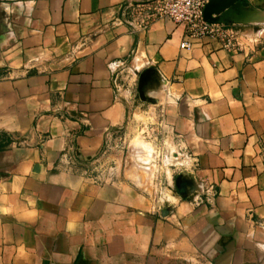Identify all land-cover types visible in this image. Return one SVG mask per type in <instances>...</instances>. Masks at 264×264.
Returning a JSON list of instances; mask_svg holds the SVG:
<instances>
[{"label": "crops", "instance_id": "crops-1", "mask_svg": "<svg viewBox=\"0 0 264 264\" xmlns=\"http://www.w3.org/2000/svg\"><path fill=\"white\" fill-rule=\"evenodd\" d=\"M152 1L0 0V264H264V0L235 48Z\"/></svg>", "mask_w": 264, "mask_h": 264}, {"label": "built area", "instance_id": "built-area-1", "mask_svg": "<svg viewBox=\"0 0 264 264\" xmlns=\"http://www.w3.org/2000/svg\"><path fill=\"white\" fill-rule=\"evenodd\" d=\"M208 0H153L148 6L143 26L149 25L155 19L172 20L184 24L186 38L183 48H191L196 41L206 37L219 40L225 47H236V34L224 23L211 22L205 19L204 9Z\"/></svg>", "mask_w": 264, "mask_h": 264}, {"label": "rangeland", "instance_id": "rangeland-1", "mask_svg": "<svg viewBox=\"0 0 264 264\" xmlns=\"http://www.w3.org/2000/svg\"><path fill=\"white\" fill-rule=\"evenodd\" d=\"M146 107L147 114H141L134 119L128 142L137 148L135 157L152 161L151 170L149 169L147 174L163 173L166 168L165 159L168 156L167 146L170 143L171 133L164 126H160L158 119L154 116L153 105L147 103Z\"/></svg>", "mask_w": 264, "mask_h": 264}, {"label": "water", "instance_id": "water-1", "mask_svg": "<svg viewBox=\"0 0 264 264\" xmlns=\"http://www.w3.org/2000/svg\"><path fill=\"white\" fill-rule=\"evenodd\" d=\"M247 6L248 2L246 0H208L205 5L204 16L205 19L211 22L224 24L231 22L247 23L258 18ZM177 186L180 193H187V180H178Z\"/></svg>", "mask_w": 264, "mask_h": 264}]
</instances>
